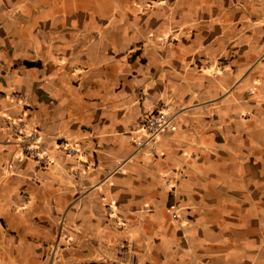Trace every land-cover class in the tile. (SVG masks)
Segmentation results:
<instances>
[{"label":"crops","instance_id":"1","mask_svg":"<svg viewBox=\"0 0 264 264\" xmlns=\"http://www.w3.org/2000/svg\"><path fill=\"white\" fill-rule=\"evenodd\" d=\"M0 264H264V0H0Z\"/></svg>","mask_w":264,"mask_h":264},{"label":"built area","instance_id":"2","mask_svg":"<svg viewBox=\"0 0 264 264\" xmlns=\"http://www.w3.org/2000/svg\"><path fill=\"white\" fill-rule=\"evenodd\" d=\"M171 39L162 41L161 44L170 42ZM25 108L24 98L19 97ZM178 108L171 104H163L155 108L147 115L141 124L140 131L132 140V149L134 153H141L146 157L154 158L158 150V137L171 127L172 120ZM4 128L10 137L16 140L17 145L22 150L23 154L34 160L40 167L46 168L49 166L50 158L47 152L42 148L38 133L35 128L30 127L24 118L13 119L5 118ZM62 152L67 155H73L78 151L71 147L60 146ZM115 170H120L118 167ZM177 219V215H173Z\"/></svg>","mask_w":264,"mask_h":264}]
</instances>
